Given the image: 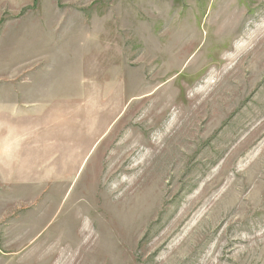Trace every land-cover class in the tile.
I'll return each mask as SVG.
<instances>
[{"label": "rangeland", "instance_id": "374dc122", "mask_svg": "<svg viewBox=\"0 0 264 264\" xmlns=\"http://www.w3.org/2000/svg\"><path fill=\"white\" fill-rule=\"evenodd\" d=\"M20 150L0 264H264V0H0Z\"/></svg>", "mask_w": 264, "mask_h": 264}, {"label": "crops", "instance_id": "0c3cea01", "mask_svg": "<svg viewBox=\"0 0 264 264\" xmlns=\"http://www.w3.org/2000/svg\"><path fill=\"white\" fill-rule=\"evenodd\" d=\"M24 141L28 142V135H27V137H26V139ZM1 154H2V152H1ZM1 154H0V156H1ZM21 154H25V153L22 150H20L17 153L15 152V154L13 155V158L9 157L8 159L7 158L4 159V157H3V158L0 159V164H5L6 161H8V167L9 168L12 167V168L18 169V155H21ZM12 168L10 170H12ZM14 173L16 174L15 170H14Z\"/></svg>", "mask_w": 264, "mask_h": 264}, {"label": "bare ground", "instance_id": "6f19581e", "mask_svg": "<svg viewBox=\"0 0 264 264\" xmlns=\"http://www.w3.org/2000/svg\"><path fill=\"white\" fill-rule=\"evenodd\" d=\"M60 244H64L63 242H59ZM67 243V242H66ZM59 245V244H58ZM68 245H71L70 243H68ZM68 245H67V247H68Z\"/></svg>", "mask_w": 264, "mask_h": 264}]
</instances>
